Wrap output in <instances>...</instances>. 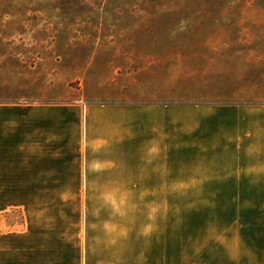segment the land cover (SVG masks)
Here are the masks:
<instances>
[{"label": "rangeland", "instance_id": "rangeland-1", "mask_svg": "<svg viewBox=\"0 0 264 264\" xmlns=\"http://www.w3.org/2000/svg\"><path fill=\"white\" fill-rule=\"evenodd\" d=\"M236 38L264 40V0H0V101L78 100L89 73H166L170 95L149 91L172 104L171 188L140 190V212L170 217L180 262L264 264V61L230 71L202 46ZM225 104L261 109L248 148L231 115L211 114ZM22 224L0 206V264H18Z\"/></svg>", "mask_w": 264, "mask_h": 264}, {"label": "crops", "instance_id": "crops-1", "mask_svg": "<svg viewBox=\"0 0 264 264\" xmlns=\"http://www.w3.org/2000/svg\"><path fill=\"white\" fill-rule=\"evenodd\" d=\"M263 45L202 41L207 58L243 73L261 66ZM165 74L156 84L141 73H89L78 100L0 101V206L22 213L11 237L18 264H187L173 257L170 217L140 212V190L171 188L172 104L149 91L158 85L164 96L167 86L170 95ZM216 110L231 115L226 126L248 148L261 109Z\"/></svg>", "mask_w": 264, "mask_h": 264}]
</instances>
